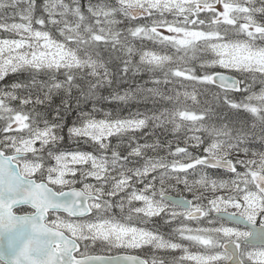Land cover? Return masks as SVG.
Here are the masks:
<instances>
[{"label": "snow or ice", "instance_id": "1", "mask_svg": "<svg viewBox=\"0 0 264 264\" xmlns=\"http://www.w3.org/2000/svg\"><path fill=\"white\" fill-rule=\"evenodd\" d=\"M0 31V264H264V0H0Z\"/></svg>", "mask_w": 264, "mask_h": 264}, {"label": "trees", "instance_id": "2", "mask_svg": "<svg viewBox=\"0 0 264 264\" xmlns=\"http://www.w3.org/2000/svg\"><path fill=\"white\" fill-rule=\"evenodd\" d=\"M38 2L42 3L43 0H38ZM82 2L87 3V0H82ZM92 2L96 3L97 0H92ZM146 47L151 48L152 46L147 44ZM137 59H138V57H137ZM147 79H148L147 74H144L142 76H137V77H135L134 81L130 79L128 85H121L118 90L122 94L123 91L129 87V85H131L133 88H135L137 85H143L144 81ZM149 87H151V85H149ZM162 90H165V89L162 88ZM189 90H191V89H189ZM103 95H108V93L104 92ZM210 98H211V93H208V99L210 100ZM200 99L203 102L205 97L201 96ZM59 102H60V97H58V96L54 97V106L56 104H59ZM189 105H191V104H189ZM154 106H156V107L159 106L158 100L154 101L152 99H146L142 96L136 97L134 100L130 101L128 104L101 102L98 105V107H102L104 109V111L112 112L114 115H119L121 117H127L130 113H135L137 111L144 113V112H147L150 109H152ZM214 107H215V105H214ZM38 110L41 112H47L48 119L52 118V113H51L50 109L46 110L45 108L40 107ZM97 116H98L97 118L103 117V113H98ZM238 116L239 117L242 116L241 118H243V117H247L248 115L246 113L243 114L242 112L235 114V112H228L226 109L225 110L217 109V116L214 117L213 122H219L220 119L223 118L225 120V122L239 125L241 122H247V121L249 122L248 118L251 117V116H248V118H246L245 120L240 121L239 119H236V117H238ZM75 119H76V113L75 112L69 113L67 115L66 124L68 126H70ZM66 135H67V131L65 128V136ZM157 136L159 137L160 140L165 139V137L163 135H161L159 132L157 133ZM156 138L157 137L154 136V137H152V140H155ZM168 139H171V136H169ZM141 142H143V141H141ZM75 145H74V143H72L70 145V142H69L68 145H64V147L66 146V147L75 148L76 147ZM173 146H175V145H173ZM181 146H183V145H181ZM257 148H261V145H257Z\"/></svg>", "mask_w": 264, "mask_h": 264}, {"label": "flooded vegetation", "instance_id": "3", "mask_svg": "<svg viewBox=\"0 0 264 264\" xmlns=\"http://www.w3.org/2000/svg\"><path fill=\"white\" fill-rule=\"evenodd\" d=\"M160 155H162V154L160 153ZM172 195H175V193H172ZM161 231L164 232L165 235H167V232L169 230L167 227H162ZM192 251H195V249L193 248ZM89 254L93 255V256L107 257V256H117V255H120V256H123V255H141V256H143L146 253H141V252L132 251V250L125 251V250H117V249H108V248L97 246L95 248L90 249ZM158 255H160L162 258L166 259L167 261H169V264H171V261L173 258L172 255L165 254V253H159ZM174 255H179V253H176ZM190 264H191V262H190Z\"/></svg>", "mask_w": 264, "mask_h": 264}, {"label": "rangeland", "instance_id": "4", "mask_svg": "<svg viewBox=\"0 0 264 264\" xmlns=\"http://www.w3.org/2000/svg\"><path fill=\"white\" fill-rule=\"evenodd\" d=\"M9 15V19L6 21L7 23H13V22H20V19H19V17L17 16V17H12L11 16V13H9L8 14ZM6 35H8L7 33H4V32H2V31H0V37H3V36H6ZM150 46H152L151 44H149ZM151 48H153V46L151 47ZM260 86H261V84H260V81L259 80H257L255 83H254V85H253V87H254V90H259V88H260ZM161 87L162 88H164L165 89V86L164 85H161ZM188 103L189 104H191V101H188ZM243 114L245 113V112H242ZM236 114V113H235ZM248 116H251L250 114H248V113H246ZM248 116L247 117H243V118H241V117H236V119H239L240 121H242V120H245L246 118H248ZM98 117V116H97ZM100 118H103V117H99L98 119H100ZM249 119V122L247 121V123L248 124H250L251 122H252V117H249L248 118ZM242 123V122H241ZM70 142V145L72 144V143H74V145H75V141H69L68 139H67V135H66V140H65V144L64 145H68V143ZM113 143H115V139L113 138V141H112ZM257 145H260L259 144V141H255V142H253V144H252V147L253 148H255L256 150H261V148H257ZM76 146V145H75ZM81 147L83 148L84 146L83 145H81ZM66 150H74L75 148H73V147H64ZM165 152H166V150H161V154L162 155H165ZM153 153H149V155H152Z\"/></svg>", "mask_w": 264, "mask_h": 264}, {"label": "bare ground", "instance_id": "5", "mask_svg": "<svg viewBox=\"0 0 264 264\" xmlns=\"http://www.w3.org/2000/svg\"><path fill=\"white\" fill-rule=\"evenodd\" d=\"M132 110V109H131Z\"/></svg>", "mask_w": 264, "mask_h": 264}]
</instances>
